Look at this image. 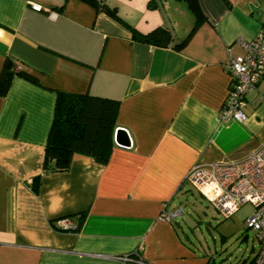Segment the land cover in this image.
Masks as SVG:
<instances>
[{
	"label": "crops",
	"instance_id": "1",
	"mask_svg": "<svg viewBox=\"0 0 264 264\" xmlns=\"http://www.w3.org/2000/svg\"><path fill=\"white\" fill-rule=\"evenodd\" d=\"M33 1L58 16L0 0V73L11 56L37 79L15 75L0 97V264H138L117 257L139 251L148 264H207L177 218L160 215L180 206L192 166L241 161L264 142V78L246 95L244 120L221 117L229 61L264 27V0H199L206 20L181 49L194 25L184 0L123 21L83 0ZM124 21L166 26L175 39L134 40ZM57 91L119 100L133 146L115 145L107 164L76 154L68 171L45 173ZM82 212L78 231L56 229Z\"/></svg>",
	"mask_w": 264,
	"mask_h": 264
},
{
	"label": "built area",
	"instance_id": "2",
	"mask_svg": "<svg viewBox=\"0 0 264 264\" xmlns=\"http://www.w3.org/2000/svg\"><path fill=\"white\" fill-rule=\"evenodd\" d=\"M35 11L48 12L56 18L58 12L45 8L41 3L30 0ZM243 52L234 56L228 64L231 75V87L221 117L244 120L246 114V95L255 90L264 78V27L250 40L239 39ZM186 183L197 189L225 217L231 216L242 204H254L255 213L246 220V227L255 231L260 239V247L253 258V264H264V142L261 147L236 162H212L195 164L186 177ZM184 213L183 207L168 210L167 204L160 215L163 221H174ZM62 229H74L78 222L72 217H63L56 223ZM127 263L148 264L141 251L131 255L118 256Z\"/></svg>",
	"mask_w": 264,
	"mask_h": 264
},
{
	"label": "trees",
	"instance_id": "3",
	"mask_svg": "<svg viewBox=\"0 0 264 264\" xmlns=\"http://www.w3.org/2000/svg\"><path fill=\"white\" fill-rule=\"evenodd\" d=\"M83 1L107 12L113 18L123 21L118 13V7L110 5L107 0ZM184 1L194 16V25L188 36L176 43L177 49H181L206 20L205 12L199 0ZM149 4L151 6V2ZM57 8H52V10ZM59 8L62 10L64 6ZM46 13L48 14V12ZM124 23L126 22L124 21ZM126 24L132 32L133 39L140 42L167 46L175 39L173 31L166 26L159 25L148 32H142L133 25ZM15 75L37 81L29 71L19 69L13 57L7 56L0 73V97L7 94ZM120 108L121 103L117 99L95 96L89 93L57 91L53 121L45 147L44 172L68 171L76 154L86 155L98 163L107 164L116 145L114 134L118 127ZM85 215L86 212L77 215L79 220L74 229H62L57 224L56 229L59 231H78ZM73 216L75 215L66 217ZM250 264H253V260Z\"/></svg>",
	"mask_w": 264,
	"mask_h": 264
},
{
	"label": "rangeland",
	"instance_id": "4",
	"mask_svg": "<svg viewBox=\"0 0 264 264\" xmlns=\"http://www.w3.org/2000/svg\"><path fill=\"white\" fill-rule=\"evenodd\" d=\"M149 1L107 0L110 5L118 6L121 17L123 13L135 16L138 8L144 19L149 12L159 14L161 9V0H151V6ZM153 5L155 9L151 8ZM186 189L177 200L184 209L177 220L188 244L209 264H250L260 247L255 231L246 227L247 218L255 213L254 204H242L231 216L225 217L193 186L187 183Z\"/></svg>",
	"mask_w": 264,
	"mask_h": 264
},
{
	"label": "water",
	"instance_id": "5",
	"mask_svg": "<svg viewBox=\"0 0 264 264\" xmlns=\"http://www.w3.org/2000/svg\"><path fill=\"white\" fill-rule=\"evenodd\" d=\"M114 142L116 145L131 148L133 146V140L130 132L121 126H118L114 134Z\"/></svg>",
	"mask_w": 264,
	"mask_h": 264
}]
</instances>
